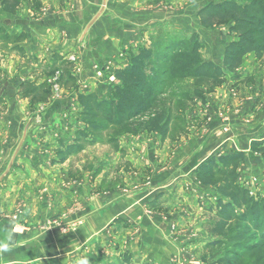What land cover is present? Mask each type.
Here are the masks:
<instances>
[{
	"label": "rangeland",
	"instance_id": "obj_1",
	"mask_svg": "<svg viewBox=\"0 0 264 264\" xmlns=\"http://www.w3.org/2000/svg\"><path fill=\"white\" fill-rule=\"evenodd\" d=\"M154 1L157 4V13L161 14L162 20L153 28L140 32L144 42L137 47L128 46L119 49L116 57L108 62L105 71L91 64L93 83L89 82V84L85 82L89 80L81 77L80 58L83 49H53L51 44H48L46 48L50 51L47 54L43 51L47 55L48 59H46L29 54L26 48L29 36L36 27L33 22L41 23L47 19L52 21L49 26L59 24L60 21L56 22L58 17L56 14L60 11L59 8L67 4L69 0H50L49 4L45 3V7L41 0H22L14 14L5 13L0 7V83L6 80L16 83L15 96L20 102L19 112H11L6 100L0 98V126L3 121L17 116L16 118L21 120L20 131H23L21 136L24 132L27 136L29 128L34 125L35 137L42 144L47 143L48 146L50 143L51 158L48 165L55 168L63 167L62 171L68 177L63 183L67 184L72 194L76 193V189H79L81 184L89 182V178L86 180L83 173L92 172L94 183L96 179L100 181L101 191L116 188L131 194L132 198L137 195L148 198L146 213L158 210L169 219L174 218L177 212L189 211L192 214L191 219L187 221L178 214L170 227L171 231L177 232V236L180 237L178 242L176 237L171 238L169 247L174 246V248L168 251L165 247L162 248L160 251L165 252H162V256L153 262L150 258L146 259L148 262L144 259L143 263L139 262L141 259L136 258L138 262L134 259L129 245L134 243V240L139 242V238L132 239V234L126 238L122 235L125 231L132 229L136 231L138 227L122 219H116L111 228L107 229L105 240L100 243V248L95 254L88 252L92 246L85 247L83 264H219V259L224 257L228 258L224 264H264V230L262 228L252 232V236L245 241L246 246L241 251L235 250L228 241V236L234 232L233 226H230L222 237L214 238L211 234V229L216 222V201L220 199L216 194L214 183L220 181L219 173L225 171V165L219 160L231 152L244 153V158L236 164L238 185L247 190L254 201L264 203V155L256 149H251L250 146L248 152L242 149L239 143L242 129L237 126L239 124L235 119L230 117V106L225 108L223 113H214L219 122L215 133L223 141L226 139L227 145H230L207 156L193 171L195 180L193 182H196L195 184L203 190L192 188L181 174L173 180L171 192L158 191L159 189L153 186L155 180H166L168 175H163L165 172L171 173L175 170L170 160L162 161L159 156L162 153L166 156L168 152L171 155V147H175L174 144L182 138L188 137L194 122L191 113L194 109H204L209 105L207 98L219 93L225 84L229 86L231 95L239 92L241 79L235 78L237 74L242 76L247 74L250 77L247 83L243 84V89L241 87L240 89L249 95L253 90L248 87L254 86L253 93L258 94L253 102L252 110L254 114L264 117V58L258 60L253 55H247L235 71L227 73L226 77L220 81L179 80L166 76L162 85H159L163 91L159 104L165 107L171 104V121L168 133L163 137L158 133L138 131V123L149 116V113L144 115L145 117L139 116L127 123L122 117L115 118L113 122H106L101 117L90 119L82 114L79 95L93 94L97 101L106 103L111 101L114 96V86L118 83L115 72L128 65L129 56L140 46L151 47L156 55L162 57L172 52L171 47L173 50L179 49V43L182 49H185L190 38L195 36L200 45L201 60L222 65L226 46L236 40V35L230 30L233 22L217 21L204 27L200 24L198 17V12L208 2L222 0ZM231 1L241 2L242 0ZM104 3L105 1H102L103 6ZM103 6L101 5L102 8ZM21 8L31 13L20 17L23 22L18 27L7 25V22L10 24V21L18 16L16 14ZM91 22L92 20L88 22L84 34L91 26ZM83 56H86L85 52ZM158 67L162 68L159 64ZM163 67L166 66L163 65ZM173 93L176 95L172 100L170 95ZM50 106H56L58 111L48 114L47 110ZM45 117L50 121V124H46L49 127L43 124ZM263 134L264 124L260 125L259 132L254 133L255 136L249 137V144ZM125 154L131 156L130 161L125 160ZM157 155L158 159L160 158L158 162ZM208 159L211 163L206 164L205 161ZM198 168L201 169V173H205L204 175H207L205 171H216L212 184L201 186ZM20 178L24 180L25 176ZM43 179L45 181V177L35 178L34 184H41V190L33 199L38 206L51 207L53 204L49 200V186L40 181ZM90 185L87 183L85 186L90 187ZM89 193L88 200L97 192L93 189ZM23 201L26 202V200ZM22 202L19 208L6 217L15 223L14 227H18L17 224L24 216ZM177 206L179 207L175 210ZM76 208H79V205L75 204L67 211L68 213H63L71 214ZM63 213H50L43 217L44 219L41 217L42 221L36 224L37 229L42 233L66 234L72 231L80 222L67 223ZM148 244L150 251L156 249L150 243Z\"/></svg>",
	"mask_w": 264,
	"mask_h": 264
},
{
	"label": "crops",
	"instance_id": "obj_2",
	"mask_svg": "<svg viewBox=\"0 0 264 264\" xmlns=\"http://www.w3.org/2000/svg\"><path fill=\"white\" fill-rule=\"evenodd\" d=\"M41 1L45 7V3L49 4L50 0ZM102 1H105L104 6ZM156 5L154 0H69L67 4L59 8L60 11L56 14L58 16L56 22L60 21L61 24L56 23L55 26H49L52 21L47 19L41 23L33 22L36 27L29 36L26 48L29 54L32 53L37 58L46 59H48L46 54L50 51L46 48L48 44H51L53 49H83V53L90 56L86 57L81 53V77L89 80L85 81L87 84L93 83L91 64L105 71L108 62L116 57L119 49L128 46L137 47L144 42L140 37V32L153 28L162 20L161 14L157 13ZM50 8L53 7L50 5ZM30 13L21 8L16 14L17 18L14 16L15 19L10 21V24L7 22V25L18 27L23 22L20 17ZM91 20V26L84 34ZM235 78L241 79L239 92L231 95L229 86L225 84L219 93L209 96L207 98L208 107L194 109L191 113L194 122H192L188 137L182 138L174 144L175 147H171V155L168 152L166 156L164 153L159 156L162 161L170 160L175 170L163 174L168 175L166 180H155L153 186L159 189L158 191L171 192L174 185L173 180L180 174L192 188L203 190L195 184L196 182H193L195 181L193 171L207 156L230 145H227L226 139L223 141L215 133L219 125L215 112L223 113L225 108L230 106V117L234 118L239 124L237 126L242 129L239 143L242 149L248 152L249 137L259 132L260 125L264 124V117L257 113L254 114L252 110L253 102L258 94L253 93L254 86L248 87L253 90L249 95L245 94L244 90L242 91V87L250 77L247 74L243 76L237 74ZM1 82L0 98L6 100L9 111L19 112L20 102L15 96L16 83L9 80ZM56 111H58L56 106H50L47 110L48 114ZM16 117L3 121L0 126V242H9L7 238L11 236L10 243L15 245L7 252H0V261L5 264H16V262H21V264H83L82 257L86 253L85 247L92 246L88 252L95 254L100 248V243L105 240L107 229L111 228L110 226L116 219H122L138 227L136 231L132 229L123 232L122 235L126 238L132 234V239L139 238V242L134 240V243H130L128 241L129 248L137 262V259H141L140 263H143L144 259L148 262L147 258L153 262L162 256V252H165L160 251L162 248L165 247L167 251L174 248V246L169 247L171 245L169 241L176 237V242H178L180 237L177 236V232L171 231V223L176 220L178 214H181L184 220H190L191 212H177L171 219L166 218L158 210L146 213L148 198L142 195L132 198L131 194L116 188L101 191L100 181L96 179L94 183L92 172L83 173L86 180L89 178V182H86L91 184L90 187H86L87 183H83L79 189H76V193L72 194L67 184L63 183L68 178L62 171L63 167L55 168L48 165L51 158L50 143L47 146V143L42 144L35 137L36 127L34 125L29 128L27 136L25 132L21 136L23 132L20 131L21 120ZM43 124H50V121L45 117ZM156 157L158 162L160 158L158 159V155ZM124 158L131 160L129 154H125ZM21 176H25V179L22 180ZM36 177L40 179L45 177V181L44 179L40 181L49 186V200L53 204L51 207L38 206L34 200L36 193L41 190V184H34ZM93 189L97 193L88 200L89 192ZM21 202L24 204V216L17 224L18 227H14L15 223L6 217L19 208ZM75 204L79 205V208H76L74 212L63 213ZM178 207H175V210ZM56 212L65 214L67 223H80L66 234L39 231L36 224L46 215ZM148 243L156 249L150 251Z\"/></svg>",
	"mask_w": 264,
	"mask_h": 264
},
{
	"label": "trees",
	"instance_id": "obj_3",
	"mask_svg": "<svg viewBox=\"0 0 264 264\" xmlns=\"http://www.w3.org/2000/svg\"><path fill=\"white\" fill-rule=\"evenodd\" d=\"M21 1L0 0V6L3 12L14 14ZM198 17L204 27L217 21L233 22L230 30L236 35V40L226 46L221 66L201 60L200 45L195 36L190 38L185 49L179 43V49L171 47V54L162 57L156 55L151 47L140 46L129 56L128 65L115 72L118 83L114 86L111 101H97L93 94L79 95L82 114L90 119L101 117L106 122L122 117L127 123L149 113L138 123V131L158 133L163 137L168 133L171 121V104L168 107L159 104L163 96L159 85L166 76L179 80L220 81L227 73L235 71L247 55H253L258 60L264 58V0L210 1L198 12ZM175 95H170L172 100ZM250 148L264 155V134L259 139H253ZM243 158V152L233 151L219 160L225 165V171H219L220 181L214 183L220 199L216 201V222L211 229L212 236L218 238L233 226L234 232L228 236V241L237 251L244 249L245 241L253 231L264 230V203L254 201L248 191L238 185L236 164ZM205 162L209 164L211 160ZM200 168L197 169L200 184L209 186L216 171H205L207 175H204ZM227 260L224 257L218 263L224 264Z\"/></svg>",
	"mask_w": 264,
	"mask_h": 264
},
{
	"label": "clouds",
	"instance_id": "obj_4",
	"mask_svg": "<svg viewBox=\"0 0 264 264\" xmlns=\"http://www.w3.org/2000/svg\"><path fill=\"white\" fill-rule=\"evenodd\" d=\"M7 239L9 242H0V252H7L10 249V247L15 246L14 244L10 243L11 236H9ZM0 264H5V262L0 261ZM16 264H21V262H16Z\"/></svg>",
	"mask_w": 264,
	"mask_h": 264
}]
</instances>
